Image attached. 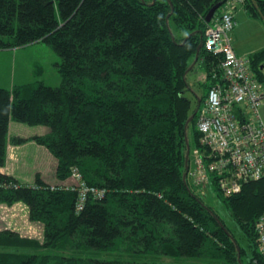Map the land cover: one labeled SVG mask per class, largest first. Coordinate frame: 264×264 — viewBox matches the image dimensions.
<instances>
[{"label": "trees", "instance_id": "obj_1", "mask_svg": "<svg viewBox=\"0 0 264 264\" xmlns=\"http://www.w3.org/2000/svg\"><path fill=\"white\" fill-rule=\"evenodd\" d=\"M217 2L214 16L240 4L264 23V0H0V50L45 42L60 57L61 77L55 86L0 85V167L9 139L33 140L55 158L57 181L66 182L76 168L105 191L101 198L88 195L78 209L75 189L50 184L38 172L24 183L0 170V203L22 201L28 218L42 223L39 238L1 228L0 264H264L255 231L264 177L228 196L218 191L239 235L194 192L187 174L183 179L185 122L203 102L219 55L198 50L205 90L194 108L184 94L186 73ZM249 56L264 86V47ZM219 78L216 71L213 80ZM11 119L47 131L9 138ZM195 122L196 113L194 146ZM103 251L180 262L98 257Z\"/></svg>", "mask_w": 264, "mask_h": 264}, {"label": "built area", "instance_id": "obj_2", "mask_svg": "<svg viewBox=\"0 0 264 264\" xmlns=\"http://www.w3.org/2000/svg\"><path fill=\"white\" fill-rule=\"evenodd\" d=\"M230 6L206 27L202 46L219 55L211 74L203 102L196 111L198 144L191 148L187 179L196 186L215 184L225 195L238 192L248 180L264 177V121L260 107L264 97L263 83L251 69L248 54H236L230 31L234 27ZM65 187L77 191L80 209L88 195L101 198L104 189L87 184L81 173L72 168ZM53 187V185H50ZM258 250L264 258V212L255 223Z\"/></svg>", "mask_w": 264, "mask_h": 264}, {"label": "rangeland", "instance_id": "obj_3", "mask_svg": "<svg viewBox=\"0 0 264 264\" xmlns=\"http://www.w3.org/2000/svg\"><path fill=\"white\" fill-rule=\"evenodd\" d=\"M233 13H235L237 23L230 31L232 45L236 46L238 44L242 46L245 50L244 54H248L249 52H252L256 49L259 50L264 47V23L259 19L250 16L248 13H245L242 8H236ZM59 60L60 57L57 55V53L47 43L42 41L31 42L19 47L0 50V85L11 87V84L34 82L37 80H43L46 84L52 86L58 85L61 80L57 69V62ZM193 70L194 71L188 75L190 80L193 79L191 89H186L184 91V94L191 99L192 108L195 107V101H197V98H200L203 95L205 90L202 85H199L197 81H194V79L198 77L199 74L204 72L202 64L196 63ZM261 114L264 121L262 109ZM8 128V133L10 136L16 134L20 136H28L29 134L43 133L47 131V126L45 125H31L14 119L10 120ZM186 136L188 144H191L190 148L193 147L194 127L190 122L186 127ZM35 145L36 144H27L26 148L31 150L29 152L21 150L22 155L25 156V161H22L21 163L17 162L14 168H21L23 171H26L30 166L34 173L36 170L44 172V177L50 180L49 182L47 181L50 184L56 185V183H65L64 181L59 182L57 180H51V175L54 174L55 159L52 158L53 156L49 151L45 150L46 148L42 150V153L34 151ZM8 169L9 168H7V171L10 172ZM187 181L189 184L191 183L189 179H187ZM190 186L193 188L194 192L202 196L204 201L212 206L213 209L222 217L225 223L237 235H239L238 226L230 216L229 210L224 206L220 195H218V190L213 185L207 186L205 188L203 186H196L191 183ZM12 207L14 208H12L11 211H2L1 216H5L6 214L10 213L12 217L15 216V223L8 221L6 224H8L10 227V224H12L21 235L39 238L42 234V223L38 221H34L36 223L31 222L27 215L24 216V212H22V209H20L19 206ZM4 219L6 218L4 217ZM19 219L21 221H19ZM97 256L107 259L140 262H180V259L171 256L131 254L115 251H103L98 253ZM196 261L201 264H222L221 262L212 259H198Z\"/></svg>", "mask_w": 264, "mask_h": 264}, {"label": "crops", "instance_id": "obj_4", "mask_svg": "<svg viewBox=\"0 0 264 264\" xmlns=\"http://www.w3.org/2000/svg\"><path fill=\"white\" fill-rule=\"evenodd\" d=\"M236 8H242V5H240V4H238V5H236V7H235V9ZM243 9V8H242ZM244 10V9H243ZM235 11V10H234ZM245 11V10H244ZM245 13H247L246 11H245ZM258 19V18H257ZM260 20V19H259ZM234 21H235V24H234V26L236 25V23H237V21H236V18H235V13H234ZM261 21V20H260ZM262 22V21H261ZM234 28V27H233ZM233 35H234V32H233ZM233 46V50L235 51V53L236 54H244L245 53V50H244V48L242 47V46H240V45H236V46H234V45H232ZM257 50V49H256ZM256 50H254V51H256ZM254 51H252V52H254ZM252 52H249L248 53V55L250 54V53H252ZM247 54V53H246ZM193 60H194V57H193V59L191 60V63L193 62ZM197 62L196 61H194V64H193V66H191V68H189V70H188V72L186 73V80H187V88L186 89H191V86H192V84H193V79H189L188 78V75L189 74H191L194 70H193V68H194V66H195V64H196ZM204 78H205V71L204 72H202V74H199L198 75V77H196L195 79H194V81L196 82L197 81V83L199 84V85H202V83L204 82ZM12 85V84H11ZM10 85V86H11ZM262 102H263V100H262ZM261 109H262V111H263V115H264V102L262 103V106H261ZM261 109H260V112H261ZM262 115V114H261ZM8 135H9V133H8ZM17 135V134H16ZM30 135H32V134H29L28 136H23V137H29ZM9 138H10V135H9ZM27 144L28 145H31V144H36L35 146H34V151H38V152H40V153H42V150L45 148L43 145H40V144H37V143H35V142H33L32 140H27L26 142H23V143H21V144H14V143H12V142H10V139L8 140V143H7V148H6V160H5V164L2 166V167H0V170L1 171H3V172H7V173H9V174H12L13 176H15L18 180H20L21 182H24V183H32L33 182V180H34V174L36 173V172H40L39 173V176L43 179V180H45V181H50V180H48L46 177H44V172H42V171H40V170H36V172L34 173V171H33V169H31V167L29 166L28 168H27V170L26 171H23L21 168H14L15 167V165H16V163L17 162H22V161H25V156L24 155H22V153H21V150L22 151H27V152H29V151H31L30 149H27L26 148V146H27ZM45 150H47V149H45ZM48 151V150H47ZM28 156V155H27ZM26 156V157H27ZM52 157V156H51ZM52 158H54V157H52ZM55 159V158H54ZM54 162L56 163V160H54ZM8 166V167H7ZM7 168H9L8 170L10 171V172H8L7 171ZM26 173H28V174H26ZM54 175V174H53ZM53 175H51L52 176V178H51V180L53 181V180H56V178H55V176L53 177ZM12 206H19L20 207V209H22V212H24L23 214H24V216H28V207H27V205L25 204V203H22L21 201H18V202H14L13 204H3V203H0V229L1 228H11V229H15V227L12 225V224H10L11 225V227L8 225V224H6L8 221H10L11 223L13 222V223H15V216H11L10 215V213H8V214H6L5 216H1V214H2V211H11L12 210V208H14V207H12ZM16 208H18V207H16ZM4 217L6 218V219H4ZM19 221H21L20 219H19ZM29 221V220H28ZM31 222H34V221H31ZM27 223V222H26ZM34 223H36V222H34Z\"/></svg>", "mask_w": 264, "mask_h": 264}, {"label": "water", "instance_id": "obj_5", "mask_svg": "<svg viewBox=\"0 0 264 264\" xmlns=\"http://www.w3.org/2000/svg\"><path fill=\"white\" fill-rule=\"evenodd\" d=\"M221 2H217L216 4H214L213 6L210 7V9L207 11L206 13V16H205V19L206 21H209L212 17V15L214 14L215 10L220 6ZM173 36V35H172ZM202 46V42H200L198 45H197V48H196V53H195V56H194V60L193 62L189 65L188 69L191 68V66H193L194 64V61H196L197 59V53H198V50L199 48ZM197 101L199 102V98H197ZM198 107V105H197ZM197 107H195L194 111L189 115V117L186 119V122H185V129L187 127V124L193 119V116L194 114L196 113L197 111ZM185 141H186V144H187V151L185 153V170H184V173H183V179H185L186 177V174H187V169H188V157H189V144H188V141H187V136L185 135Z\"/></svg>", "mask_w": 264, "mask_h": 264}]
</instances>
